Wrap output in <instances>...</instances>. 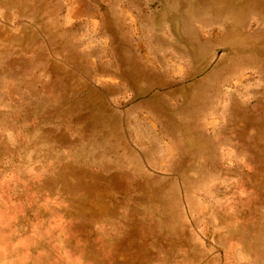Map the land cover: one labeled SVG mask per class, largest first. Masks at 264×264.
I'll return each mask as SVG.
<instances>
[{"label":"rangeland","instance_id":"obj_1","mask_svg":"<svg viewBox=\"0 0 264 264\" xmlns=\"http://www.w3.org/2000/svg\"><path fill=\"white\" fill-rule=\"evenodd\" d=\"M0 264H264V0H0Z\"/></svg>","mask_w":264,"mask_h":264}]
</instances>
